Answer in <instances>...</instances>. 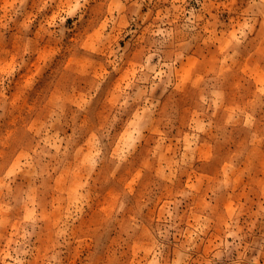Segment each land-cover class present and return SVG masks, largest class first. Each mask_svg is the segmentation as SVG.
Segmentation results:
<instances>
[{
    "label": "clouds",
    "instance_id": "obj_1",
    "mask_svg": "<svg viewBox=\"0 0 264 264\" xmlns=\"http://www.w3.org/2000/svg\"><path fill=\"white\" fill-rule=\"evenodd\" d=\"M262 259L264 0H0V264Z\"/></svg>",
    "mask_w": 264,
    "mask_h": 264
},
{
    "label": "rangeland",
    "instance_id": "obj_2",
    "mask_svg": "<svg viewBox=\"0 0 264 264\" xmlns=\"http://www.w3.org/2000/svg\"><path fill=\"white\" fill-rule=\"evenodd\" d=\"M47 55V54H46ZM46 56H42L41 60H45ZM37 76H39L43 72V68H41L39 65L34 69ZM260 264H264V259L261 260Z\"/></svg>",
    "mask_w": 264,
    "mask_h": 264
}]
</instances>
